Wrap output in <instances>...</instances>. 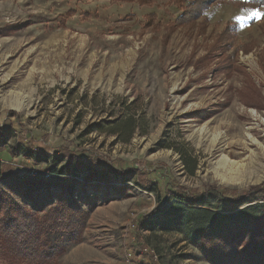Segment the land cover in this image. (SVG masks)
<instances>
[{"label":"rangeland","instance_id":"374dc122","mask_svg":"<svg viewBox=\"0 0 264 264\" xmlns=\"http://www.w3.org/2000/svg\"><path fill=\"white\" fill-rule=\"evenodd\" d=\"M181 12L172 0H0V169L54 167L61 196L92 206L62 264H212L171 217L176 193L212 210L228 209L221 189L264 204L251 189L264 185V6L217 0L166 32ZM228 26L229 47L210 51ZM246 76L261 107L240 99Z\"/></svg>","mask_w":264,"mask_h":264},{"label":"trees","instance_id":"16d2710c","mask_svg":"<svg viewBox=\"0 0 264 264\" xmlns=\"http://www.w3.org/2000/svg\"><path fill=\"white\" fill-rule=\"evenodd\" d=\"M172 1L182 8V12L163 26L166 32L203 17L209 6L217 0ZM235 1L242 5L250 2L264 6V0ZM148 22L155 27L158 25L153 21ZM231 38L228 26L219 34L210 51L226 50ZM249 48L250 46L246 45L243 49L247 51ZM246 77L244 86L239 90L240 99L250 107H261L260 90L249 76ZM128 120L127 122H131ZM6 134V131L0 130V150L5 145L3 140ZM46 169L50 171L49 177L35 174L34 177L25 175L23 178L0 169V234L4 237L0 264H62L61 257L83 240L92 206L83 208L64 199L61 189L63 183L68 182L66 174L55 170L54 167ZM113 173L119 175L117 171ZM92 176L94 177L91 175L86 180ZM2 180L17 182L16 184L20 185L18 187L23 189L21 191H27L30 197L20 201L2 187ZM251 189L264 192V185ZM67 191L72 192L71 188ZM218 192L223 204L228 207L227 210L202 207L200 205L203 201L196 200L195 193L190 195L180 189L176 195L183 202H173L171 217L187 229L193 241L201 246L210 263L264 264V204L253 203L244 206L249 203L250 191L229 193L226 189H221ZM34 195L39 201L33 198ZM168 200L169 197H166L165 204ZM28 202L34 206H30ZM41 221L43 228L37 229L34 225Z\"/></svg>","mask_w":264,"mask_h":264},{"label":"snow or ice","instance_id":"6c2138e0","mask_svg":"<svg viewBox=\"0 0 264 264\" xmlns=\"http://www.w3.org/2000/svg\"><path fill=\"white\" fill-rule=\"evenodd\" d=\"M255 15L260 16L261 13L257 12V13H255ZM34 226L37 227V229H42L43 228V222L42 221L38 222ZM3 239H4L3 235L0 234V250H2V248H3ZM0 254H2V251H0Z\"/></svg>","mask_w":264,"mask_h":264},{"label":"built area","instance_id":"2783aa9c","mask_svg":"<svg viewBox=\"0 0 264 264\" xmlns=\"http://www.w3.org/2000/svg\"><path fill=\"white\" fill-rule=\"evenodd\" d=\"M45 177H49V174L48 175L46 174Z\"/></svg>","mask_w":264,"mask_h":264},{"label":"bare ground","instance_id":"6f19581e","mask_svg":"<svg viewBox=\"0 0 264 264\" xmlns=\"http://www.w3.org/2000/svg\"><path fill=\"white\" fill-rule=\"evenodd\" d=\"M225 160V159H224ZM226 161V160H225ZM218 173V172H217ZM229 174V173H228Z\"/></svg>","mask_w":264,"mask_h":264}]
</instances>
